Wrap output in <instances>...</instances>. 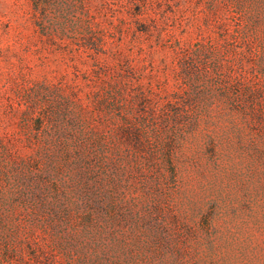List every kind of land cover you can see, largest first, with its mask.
<instances>
[{
  "label": "rangeland",
  "instance_id": "rangeland-1",
  "mask_svg": "<svg viewBox=\"0 0 264 264\" xmlns=\"http://www.w3.org/2000/svg\"><path fill=\"white\" fill-rule=\"evenodd\" d=\"M0 264H264V0H0Z\"/></svg>",
  "mask_w": 264,
  "mask_h": 264
}]
</instances>
